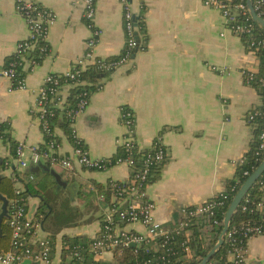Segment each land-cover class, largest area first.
Returning <instances> with one entry per match:
<instances>
[{
  "label": "crops",
  "instance_id": "crops-1",
  "mask_svg": "<svg viewBox=\"0 0 264 264\" xmlns=\"http://www.w3.org/2000/svg\"><path fill=\"white\" fill-rule=\"evenodd\" d=\"M32 1L53 9L57 21L49 33V54L33 71L25 69V89H11V81L0 77V125H7L10 136L9 141L0 137V157L10 159L19 170L10 142L31 146L46 141L38 115L32 110L46 75L66 73L84 58L95 29L99 31L95 54L100 57L121 55L126 39L121 0H96L92 25L84 17L83 4L76 0ZM131 1L138 24H142L138 29L145 49L138 50L129 64L101 73L97 80H84L92 90L91 97L75 128L91 156L97 158L119 154L125 133L124 108L135 114L133 136L141 149H149L160 134L168 156L149 182L147 193L156 202V219L173 226L180 219L182 206L207 201L235 179L238 160L252 149L257 135V127L248 121L247 114L264 104L259 87L247 80L246 73H259L264 68L246 39L226 30L220 11L202 0ZM28 36L29 28L16 8V0H0V65L8 62L18 42ZM71 91L72 87L64 86L66 101ZM61 124L59 119L55 135L58 151L65 155L73 143ZM42 163L74 186V199H82L100 211L97 217L59 227L52 219L53 200L61 191L71 192L59 186L52 173L43 169L36 172L35 181L51 175L53 185L44 191L46 195L29 196L27 208L39 222L41 235L52 244L51 264H62L64 257L67 260L65 237L91 240L101 233L105 211L118 201L109 183L126 182L130 169L117 164L107 170H89L76 164L74 171H66L60 165ZM33 167L21 171H32ZM12 171L9 168L0 173ZM16 186L24 189L22 182ZM126 227L145 231L140 223ZM124 254L125 250L107 252L95 260L115 262ZM244 264H264V235L249 240Z\"/></svg>",
  "mask_w": 264,
  "mask_h": 264
},
{
  "label": "built area",
  "instance_id": "built-area-1",
  "mask_svg": "<svg viewBox=\"0 0 264 264\" xmlns=\"http://www.w3.org/2000/svg\"><path fill=\"white\" fill-rule=\"evenodd\" d=\"M76 1L83 4L84 17L92 25L96 14V0ZM202 1L206 6L220 11L225 21L226 30L246 39L251 50L259 55L264 68V27L252 17L247 0ZM252 1L256 14L264 19V0ZM121 3L126 35L121 55L117 58L96 55L95 47L99 31L95 29L88 40L89 51L84 58L77 60L72 69L66 73L47 74L44 84L38 89L36 103L32 110L38 115L45 137L50 136L51 138L45 141L44 148L40 145L27 146L20 142L16 149L15 160L21 170L37 166L42 162L60 165L66 171H74L76 164L89 170H107L114 165L125 164L130 169V177L126 182L113 180L109 183V187L118 201L110 203L105 211L101 233L88 243L86 250H83L78 244L74 245L69 252L67 261L82 260L85 256L84 251L92 253L95 259L107 252L122 253L131 246L136 247L133 253H137L138 248L144 246L147 252L153 251L156 254L135 264H172L180 258L192 256L191 239L194 226L200 220L207 224V228H211V222L222 224L223 228L224 220L219 221L215 215L218 207H225L229 202L228 188L199 205L182 206L178 222L173 226H166L156 219L154 214L156 202L150 199L147 193L151 177L164 164L168 156L167 147L160 134L154 138L149 149H141L133 136L135 114L131 109L124 108L122 124L125 133L120 139V148L125 153L107 158L91 156L75 128L77 117L84 112L90 102L91 91L86 89L78 93L74 106L68 112L73 143V148L68 154L61 155L59 153L60 144L55 137V128H52L50 122L54 108H63L67 102L63 96L64 86L68 85L74 88L83 85L84 80L81 78V74L88 65L111 72L129 64L138 50L145 49V46L140 42L139 24L132 1L121 0ZM16 8L27 22L29 36L17 44L15 54L20 55V60L0 65V77L11 81V89H25L27 73L24 76H18L16 68L22 65L24 69L31 72L39 64L37 58L49 54V33L57 21V14L53 9L41 6L32 0H16ZM34 49L38 50V55L28 57L27 55ZM214 68L216 67L214 66ZM246 75L249 82H258L259 86H264V69L259 73L247 72ZM247 119L251 124L259 127V132L254 140L256 162L258 163L244 171L243 174L246 178L264 160V109L262 107L252 109L247 114ZM27 149L29 153H27ZM138 155H140L141 166L136 168ZM247 160L248 153L241 156L237 165L240 166ZM131 172L133 173L131 174ZM22 177L26 181H31L34 180L35 175L26 174ZM21 191L22 189L17 187L16 193L20 194ZM22 199L21 197L8 199L7 221L12 229L11 248L7 251L0 250V264H20L26 258L39 264H51L52 244L47 237L41 235L39 222L30 216ZM232 200L230 199V203ZM249 201L246 194L240 203L241 210L254 212L257 216L230 223L224 239L228 244L224 260L226 264H244L249 240L264 235V200L257 201L253 206L248 205ZM1 211L2 202L0 201V213ZM136 223H140L145 231L140 232L126 227ZM180 238L182 239L180 240ZM209 263L210 261L207 264Z\"/></svg>",
  "mask_w": 264,
  "mask_h": 264
},
{
  "label": "trees",
  "instance_id": "trees-1",
  "mask_svg": "<svg viewBox=\"0 0 264 264\" xmlns=\"http://www.w3.org/2000/svg\"><path fill=\"white\" fill-rule=\"evenodd\" d=\"M139 26L140 27L142 26V24H140V21H139ZM36 55H38V50L34 49V50H31L27 56L35 57ZM117 57L118 56L112 57V58H117ZM42 58L43 57H39L37 59L40 62ZM15 60H20V55L14 54L11 58H9L6 64H8L11 61H15ZM16 69H17L18 76H24L27 73L26 70L22 67V65H19ZM101 73H107V72L104 70L97 69L96 67L92 65L90 66L88 65L85 69L82 70L81 78L83 80L88 79V78L97 80V78L99 77V74ZM253 84L259 87L260 93L262 94L263 100H264V86L262 87L259 86L258 82H253ZM83 89L92 91L90 86L87 84H83V85L72 88L71 94L68 97L65 106L63 108L55 107L54 114L50 117L52 128L56 127L57 121L59 119L62 120L61 125L67 131L70 138H71L72 128L70 125V118H69L68 112H69V109L72 106H74L78 93ZM261 107L264 109V104ZM7 129L8 128L6 124L3 123L0 125V137L3 139V141L10 140V136H9V133L7 132ZM258 132H259V127H257V134ZM45 138L46 140H49L51 137L46 136ZM10 143H11V156L12 158L15 159L17 157L16 149L19 143L15 141H11ZM45 144L46 143L41 144L40 147L44 148ZM255 151H256V143L254 141L252 149L248 152V160L242 165L237 167V173H236L235 179L230 180L228 182L227 188L230 194L229 202H227V205L225 207L224 206L218 207L216 209L215 217L218 218L219 221L224 220L228 205L230 204V199L234 198V196L239 191L243 183L246 181L247 178L243 174L244 171L246 169H251V166L253 164L258 163L256 162L257 154ZM123 152L125 153V151L122 148H120L119 154L123 155ZM139 156L140 155L137 156L136 168H139L141 166V161L139 159ZM9 168L13 169L12 174L0 173V193L5 195L8 199H12L14 197L23 198L22 201L23 203L26 204V207H27V198L29 196L34 195V194L46 195L44 191L46 189H49L51 184L53 185V183L51 182L50 184V181H49V179H51V175H47V177H45L43 180H37V181L24 180L22 177L23 175L33 174L35 175V177H37L38 175L36 172H33V171H28V172L21 171L17 169V167L14 165V163L10 159L0 157V170H5ZM132 173L133 172H131V174ZM153 176L151 177V179L153 178ZM17 182H22L24 184V189L21 191L20 194L16 193V189H17L16 183ZM233 187H234V190H232ZM247 197L250 199V201L248 202L249 206H253L254 203H256L259 200H264V172L250 187V189L247 192ZM45 202L46 204L49 202L48 196L45 197ZM256 216L257 214H255L254 212L242 211L239 205L231 222L236 223L240 220L248 219L249 217L255 218ZM7 218L8 217H6L2 222V232L0 234V250L1 251H7L11 248L12 229L10 225L8 224ZM55 224L57 225V222ZM221 230H222V224H213L211 222V228H207V224L204 223L203 220H200L197 223V225L194 226V230H193V235L191 239V248H192L191 255L192 256L190 258H186V257L180 258L179 260H176V262L172 264H197L198 262H200L217 242L219 235L221 233ZM181 239L182 238H180V240ZM91 240L89 238L86 239L80 236L65 237L64 238V241H65V254L64 255L68 257L71 248L77 244L80 245L81 248H83V250H86V247ZM134 249H136V247L134 246H131L125 249V254L122 257H119L118 260L115 262L95 260L92 253L84 251L85 256L82 260L68 262L64 257L63 259L64 262L62 264H69V263L70 264H135L136 262L145 260L156 254L153 251L147 252L144 246L138 248L137 253H133ZM227 249H228V244L224 241L223 245L219 248V250L216 252L214 257L210 260L209 264H226L224 260L226 257Z\"/></svg>",
  "mask_w": 264,
  "mask_h": 264
},
{
  "label": "water",
  "instance_id": "water-1",
  "mask_svg": "<svg viewBox=\"0 0 264 264\" xmlns=\"http://www.w3.org/2000/svg\"><path fill=\"white\" fill-rule=\"evenodd\" d=\"M247 3H248L252 17L255 20L259 21L264 27V19L256 14L254 7H253V1L247 0ZM41 169L52 173L55 176L56 182L58 183L59 186L67 188L71 192L72 195L75 194L74 186L67 179H64L57 171H55L54 169H51L48 165L40 163L39 165L34 166L32 171L33 172H40ZM263 172H264V160L261 162L259 167L246 179V181L243 183V185L241 186L239 191L234 196L233 200L231 201V203H230V205L226 211V214L224 217V226L221 230L218 241L216 242V244L212 247V249L206 254V256L198 264H207L214 257V255L219 250V248L223 245L226 232L229 228V225L232 221V218H233L238 206L240 205L244 196L247 194L250 187L260 177V175ZM0 201L2 202V211L0 213V234H1L2 222L6 217H8V213H7L8 198L5 195L0 193ZM30 216H32L31 213H30ZM20 264H37V262H33L31 259L26 258Z\"/></svg>",
  "mask_w": 264,
  "mask_h": 264
},
{
  "label": "rangeland",
  "instance_id": "rangeland-1",
  "mask_svg": "<svg viewBox=\"0 0 264 264\" xmlns=\"http://www.w3.org/2000/svg\"><path fill=\"white\" fill-rule=\"evenodd\" d=\"M73 195L61 191L60 195L55 196L53 203L54 212L52 219L59 223V227H68L79 224L88 218L97 217L100 215L98 208L88 204L84 200L74 199Z\"/></svg>",
  "mask_w": 264,
  "mask_h": 264
}]
</instances>
